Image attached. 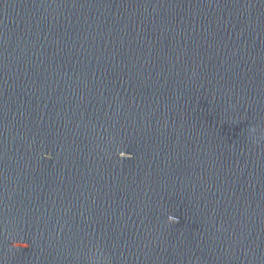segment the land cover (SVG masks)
<instances>
[{
    "label": "clouds",
    "instance_id": "clouds-1",
    "mask_svg": "<svg viewBox=\"0 0 264 264\" xmlns=\"http://www.w3.org/2000/svg\"><path fill=\"white\" fill-rule=\"evenodd\" d=\"M128 154H123V155H120L119 154V156L121 157V158H124V157H126ZM46 158H50V157H48L47 155H46ZM167 219H168V221L170 222V223H178L179 222V218L178 217H176V216H174V215H169L168 217H167ZM12 247H14V248H21V247H19L18 246V243H16V242H13V244H12Z\"/></svg>",
    "mask_w": 264,
    "mask_h": 264
}]
</instances>
